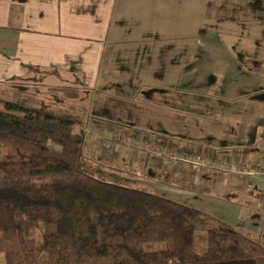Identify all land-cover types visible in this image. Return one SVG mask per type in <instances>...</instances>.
Listing matches in <instances>:
<instances>
[{
  "label": "crops",
  "instance_id": "crops-1",
  "mask_svg": "<svg viewBox=\"0 0 264 264\" xmlns=\"http://www.w3.org/2000/svg\"><path fill=\"white\" fill-rule=\"evenodd\" d=\"M62 84L84 92L92 123L116 130L117 121L127 126L152 121L164 126L159 137L164 145H196L262 171L264 0H0V93L24 99L19 94L34 85L37 101L28 102L50 108L42 106L44 97L55 100ZM133 101L142 106L140 115L138 109L132 113ZM149 112L157 118L150 120ZM134 158L143 161L140 154ZM136 161L123 163L135 169ZM167 167L192 178L185 165ZM220 177L215 173L200 181L216 191ZM152 188L175 190L164 183ZM177 191L208 197L223 208L235 204L231 213L226 209L227 220L232 218L236 224L230 226L237 230L244 227V220L237 226V198L219 199L199 188ZM216 214L209 215L226 222Z\"/></svg>",
  "mask_w": 264,
  "mask_h": 264
},
{
  "label": "trees",
  "instance_id": "trees-1",
  "mask_svg": "<svg viewBox=\"0 0 264 264\" xmlns=\"http://www.w3.org/2000/svg\"><path fill=\"white\" fill-rule=\"evenodd\" d=\"M80 123L66 109L0 96L3 264H39L42 253L46 264H264L258 239L103 170L83 151Z\"/></svg>",
  "mask_w": 264,
  "mask_h": 264
},
{
  "label": "rangeland",
  "instance_id": "rangeland-1",
  "mask_svg": "<svg viewBox=\"0 0 264 264\" xmlns=\"http://www.w3.org/2000/svg\"><path fill=\"white\" fill-rule=\"evenodd\" d=\"M73 88L75 89L76 87L73 86ZM57 89L58 90L55 91L57 98H55L54 100L47 94L44 97L45 102L42 106L47 105L51 109L63 108L78 116V118L81 120V123L76 125L74 129L76 131H83L85 135L83 151L86 156L92 158L94 162H96L97 165H99L103 170H107L106 172L113 170L112 172H117L119 176H121L122 174H126V176L129 177L133 176L136 179V182L143 186H148V188L153 187L154 184L161 183L172 186L175 188V190L167 189L166 191H159L152 188V191L164 197L172 198L179 202H185L187 203V205L192 207L197 206L198 208L200 207L199 209H201V207H205L206 209L212 211H206L207 213L213 215V212H216L217 217L221 215L223 220L226 221L225 223L233 225L235 227L236 223L232 222L234 221L231 220L232 218L227 220V216L231 213V210H234L235 207L233 208L232 206H235V204H230L231 206L227 207L230 210L229 213L226 211L227 208H223L221 205H219L218 202L216 204L212 203L211 199H209L208 197H200L201 195L197 194V196L192 198L187 194H178L179 191H177V189L185 188L187 190L194 189L198 191L199 188V191L203 192L204 194H208L210 196L215 194L216 196L220 197L219 198L214 196L216 199H226L228 196L229 198L233 196L232 198H237V200L234 199V202H236L240 206L241 221H239L237 226H241L240 223L244 220V227H241V230H239L242 231L245 235H248L254 239H258L261 243L264 244V167L262 168V171L259 172L255 171V169L247 168L249 166L248 164L246 165L247 167H240L237 165V167L243 168L241 170L220 171L217 168H220L219 162L221 158L217 157V162L212 163V165L214 166L213 168L201 166L199 167L201 172L197 173V167L193 168L191 163L176 160L175 158H172L167 153H165V145L160 146V144L163 142L159 141L160 130L164 128V126H162L161 124L154 125L152 124V121L146 122L145 120H138L135 124H133V126H127L126 124H123V126L116 120L117 122L115 123L120 129L117 128L115 130L114 128L116 126L111 124H108L106 126H99L95 123H92L91 119L93 118H90L86 114L88 112V106L90 105V102L87 101V99H84L86 96H84V92L82 90L75 89L73 92H71L69 91L70 87L63 84L58 86ZM25 92H21L19 96L24 97V99H26L27 101L29 100V102L34 103L37 101L33 98L36 95L34 85L29 87L30 93L27 94ZM3 95L4 98H8L7 93H0L1 97ZM10 98H17V94H11ZM42 102L40 103V105L42 104ZM130 107L133 108L132 113L136 109H138V113L135 115H140L143 112L142 106L138 108L139 106L134 101L132 106ZM148 118L150 120H153L157 117L153 112H149ZM135 129L138 131L136 132ZM120 130L121 132H118ZM140 130L149 133V144H152V142H158V144L155 146L151 145L152 147H154L153 150L151 149L150 145L141 143L136 144L134 142L135 136H137L141 140L145 139L144 134L140 135ZM176 136H179L180 139L185 138V135H181V133L176 134ZM168 146L170 147V149L175 150L182 147L170 143H168ZM121 147L124 150V153L122 152L123 154L121 155L120 162L117 163L116 151L121 150ZM133 152L135 154H132ZM136 154L142 155V162L135 160L134 157L137 156ZM231 155L238 157L233 153H231ZM131 156H133V158H131ZM124 159L128 160L129 162H139L138 167L135 169L127 168L125 166V163H123ZM182 165H185L190 169L192 173V175H190L192 176V178L184 177L183 174L181 175L180 171L179 173L178 171H174V173L166 171V169L169 168L167 166H171V168L173 169V167L177 168V166ZM116 166H120V168H116ZM221 166H225L223 162ZM147 168L149 170L148 172ZM155 169L158 172H153L155 171ZM214 172L217 173V176H222V178L220 177L222 182L219 183V189H216V191L210 190V187L206 185L205 182H202L205 181V178H210L211 174L214 175ZM196 178H198L199 182H201L198 186H196ZM200 178H203L202 181H200ZM252 178H255L256 181L259 182L252 184L253 181H251V184H249V179L253 180ZM228 187L234 189H227ZM228 201L230 202V199H228ZM28 230L32 231L31 234L33 237L39 239L41 233V229L39 227H28ZM194 247L197 251L201 252H203L206 248V235L202 229H197L196 231ZM3 263L4 256L2 253H0V264ZM39 264H46L45 253L40 254Z\"/></svg>",
  "mask_w": 264,
  "mask_h": 264
},
{
  "label": "built area",
  "instance_id": "built-area-1",
  "mask_svg": "<svg viewBox=\"0 0 264 264\" xmlns=\"http://www.w3.org/2000/svg\"><path fill=\"white\" fill-rule=\"evenodd\" d=\"M150 140V139H149ZM134 142L136 144H145V145H152L155 146L158 144V142H152V144H149L148 139H143L141 140L140 138H135L134 137ZM151 146V149L153 150L154 147ZM160 146H164V143H161ZM165 144V153H167L170 157L175 158L176 160L184 161V162H189L192 164L193 168L203 166V167H208V168H213L214 166L212 165L213 162H217V156H213L212 153L209 150H201L199 146L196 145H189V146H184L181 148H178L177 150L175 149H170V147ZM225 166H221V164ZM220 168H217L218 170L222 171H230V170H241L243 168L237 167H247L246 163L241 162L239 159H220ZM237 167V168H235Z\"/></svg>",
  "mask_w": 264,
  "mask_h": 264
}]
</instances>
